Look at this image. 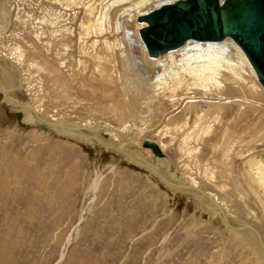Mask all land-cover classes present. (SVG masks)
Here are the masks:
<instances>
[{
    "label": "bare ground",
    "instance_id": "obj_1",
    "mask_svg": "<svg viewBox=\"0 0 264 264\" xmlns=\"http://www.w3.org/2000/svg\"><path fill=\"white\" fill-rule=\"evenodd\" d=\"M178 1L0 0V41L13 32L28 38L26 42L18 40L20 44L8 41L5 53L0 52V92L4 102L22 113L28 125L100 147L148 171L172 191L193 195L198 208L220 222L224 233L252 243L253 251L259 249L254 256L249 253L251 258L247 255L245 264H264V87L244 51L231 38L188 41L155 59L151 57L140 32L148 25L139 19ZM129 22L135 23L133 31L127 29ZM53 74L63 75L65 92L73 90L76 81L78 90H89L91 79L122 88L117 105H109L115 96L111 90L102 92L99 82L95 85L98 89L92 90L95 97L110 101L100 103L98 110L107 116L115 110L114 117L121 122L120 112L127 111L129 104L125 102L131 101L134 91L151 102L158 101L156 106L168 114L167 124L158 134L160 142L151 141L157 148L144 144L132 148L130 134L136 131L141 137L147 132L141 122L129 120L113 126L90 120L86 124L46 115L42 105L14 97L24 89L44 92L45 79ZM171 143L180 153L182 169L175 168L165 156ZM193 163L204 169L206 182L219 187L226 199L202 189ZM184 173L190 181L184 180ZM231 183L237 186L231 187ZM236 199L243 203V209L228 205Z\"/></svg>",
    "mask_w": 264,
    "mask_h": 264
},
{
    "label": "rangeland",
    "instance_id": "obj_2",
    "mask_svg": "<svg viewBox=\"0 0 264 264\" xmlns=\"http://www.w3.org/2000/svg\"><path fill=\"white\" fill-rule=\"evenodd\" d=\"M127 29L133 31L135 23L129 22ZM16 33L0 41V52L5 53L8 41L28 40ZM61 76L47 75L44 92L24 89L14 97L42 105L46 115L86 124L90 120L113 126L129 120L141 122L147 132L141 137L136 131L130 134L134 149L146 142H160L158 134L167 124L168 113L156 106L158 101L151 102L134 91L129 101L133 108L125 102L129 112H120L125 115L121 122L114 117L115 110L108 116L98 110L110 101L95 97L93 91L99 82L102 92L111 90L115 96L109 105H117L122 88L91 79L88 85L94 86L89 90H78L76 81L73 90L65 92ZM163 141L168 144V139ZM165 156L180 168L175 144L168 145ZM192 168L203 190L226 199L219 187L206 182L204 169ZM150 175L100 147L28 125L0 92V264H245L249 253H260L253 251L252 243L224 233L220 222L198 208L193 195L174 192ZM183 178L190 181L185 173ZM228 205L244 208L237 199Z\"/></svg>",
    "mask_w": 264,
    "mask_h": 264
},
{
    "label": "water",
    "instance_id": "obj_3",
    "mask_svg": "<svg viewBox=\"0 0 264 264\" xmlns=\"http://www.w3.org/2000/svg\"><path fill=\"white\" fill-rule=\"evenodd\" d=\"M141 37L153 58L188 41L233 39L264 87V0H181L141 17ZM154 149L157 146L146 142Z\"/></svg>",
    "mask_w": 264,
    "mask_h": 264
}]
</instances>
